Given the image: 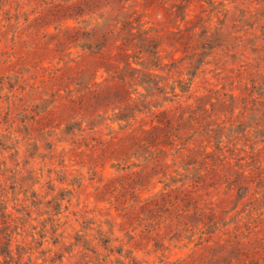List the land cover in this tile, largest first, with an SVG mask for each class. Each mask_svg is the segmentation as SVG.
Returning <instances> with one entry per match:
<instances>
[{
    "label": "rangeland",
    "instance_id": "rangeland-1",
    "mask_svg": "<svg viewBox=\"0 0 264 264\" xmlns=\"http://www.w3.org/2000/svg\"><path fill=\"white\" fill-rule=\"evenodd\" d=\"M258 181L264 0H0V264H264ZM180 189L196 228L143 232L131 195Z\"/></svg>",
    "mask_w": 264,
    "mask_h": 264
},
{
    "label": "trees",
    "instance_id": "trees-1",
    "mask_svg": "<svg viewBox=\"0 0 264 264\" xmlns=\"http://www.w3.org/2000/svg\"><path fill=\"white\" fill-rule=\"evenodd\" d=\"M179 9V6L177 7ZM116 26H114V29ZM74 29V27H73ZM134 28L131 27L130 30L128 31L129 36H133V30ZM80 29L77 28V32H79ZM95 32V28H90L89 31L86 33L83 32L82 34H88V35H93ZM106 35H113V30L112 29H107L106 30ZM104 37V36H103ZM75 39V38H74ZM73 39V40H74ZM132 39H130L131 41ZM117 39L110 40L109 42L106 41V38L104 37L102 42H100L101 47H104L105 44H108L111 48L117 47L124 45V43H117ZM82 46H85L83 44ZM126 51L128 48H124ZM158 116V115H157ZM210 115H204V118H208ZM158 122L162 124V126H167L169 123L168 119L165 117H158ZM212 131V129H209L208 132ZM145 143H148V140L145 141ZM186 147L182 146L180 149H185V148H190L188 146V142L186 140ZM211 140L209 139L206 144L204 145V148L202 149V152L199 153L198 157L194 161L188 162L186 165H196L198 162L199 166V171L198 174L195 175V178L192 180L193 181V188L197 187L198 185H202V188H215L217 185L215 183V176H220L218 175L217 171L222 164H230V161L225 158V156L221 157V154H217L218 147L215 146L212 147ZM199 159V161H198ZM236 166V164H233ZM203 171V172H202ZM202 172V173H201ZM244 175V170H242L239 174V176ZM221 176L225 177V174H222ZM220 178V177H219ZM229 178L225 177V182L228 181ZM248 184L243 185L240 184L237 186V192L239 191H245V194L247 193L248 189ZM226 186L229 189H234V185L230 182L226 183ZM256 187L259 189V187H264L260 181L256 182ZM198 188V187H197ZM193 191H185L184 189H180L177 193L171 194L170 192H164L160 193V195H154L150 198H146L144 200H141L138 196L131 195L134 200H137L138 202H141V205L139 207V212L138 216H136V221H138L137 226L142 227L143 232L146 231L148 233H151L152 231H158L161 228L167 226L168 224H172L173 219L175 217H179L181 219V224H182V229L185 231L188 230H193L196 228L193 224H189L188 220L186 219L185 215L190 210H194V212H197L200 210V205L206 206L207 204H212V201L209 200L207 202L204 199H200L203 202L201 203L199 199H195L194 195L192 194ZM255 193H258L257 190ZM205 195L208 196L209 193L205 192ZM243 197V196H242ZM125 202L123 203V205ZM204 208V207H203ZM120 210H126V206H122ZM174 212V215H173ZM123 215H127V212H124ZM176 215V216H175ZM183 215V216H182ZM168 223V224H167ZM203 224L202 227H199V229H203L201 233L208 234L212 233L213 231H209L210 228H213L215 224H217V221H213L212 219H209L207 221L201 222ZM157 235V233H156ZM191 234L190 236H192ZM132 238V237H131ZM171 238H169L170 240ZM208 241V240H206ZM156 243V242H155Z\"/></svg>",
    "mask_w": 264,
    "mask_h": 264
}]
</instances>
